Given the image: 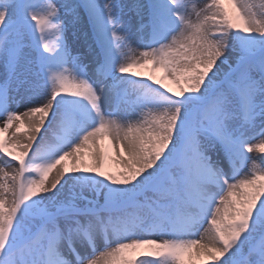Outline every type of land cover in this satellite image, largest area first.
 <instances>
[{
    "label": "snow or ice",
    "instance_id": "snow-or-ice-1",
    "mask_svg": "<svg viewBox=\"0 0 264 264\" xmlns=\"http://www.w3.org/2000/svg\"><path fill=\"white\" fill-rule=\"evenodd\" d=\"M0 122V264H264V0H0Z\"/></svg>",
    "mask_w": 264,
    "mask_h": 264
},
{
    "label": "rangeland",
    "instance_id": "rangeland-1",
    "mask_svg": "<svg viewBox=\"0 0 264 264\" xmlns=\"http://www.w3.org/2000/svg\"><path fill=\"white\" fill-rule=\"evenodd\" d=\"M157 76H159V73H157ZM21 110H22V109H21ZM0 126H2V122H0ZM252 156L255 158V157L258 156V153H255V152H254Z\"/></svg>",
    "mask_w": 264,
    "mask_h": 264
},
{
    "label": "bare ground",
    "instance_id": "bare-ground-1",
    "mask_svg": "<svg viewBox=\"0 0 264 264\" xmlns=\"http://www.w3.org/2000/svg\"><path fill=\"white\" fill-rule=\"evenodd\" d=\"M23 110V109H22ZM105 143H107V142H105ZM53 175H54V173H53Z\"/></svg>",
    "mask_w": 264,
    "mask_h": 264
}]
</instances>
